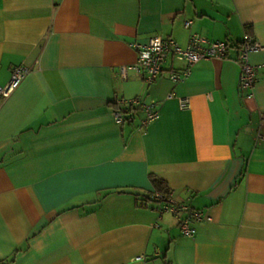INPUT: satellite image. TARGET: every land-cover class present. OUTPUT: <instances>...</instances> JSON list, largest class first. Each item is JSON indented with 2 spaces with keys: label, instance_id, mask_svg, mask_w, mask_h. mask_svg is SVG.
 I'll return each instance as SVG.
<instances>
[{
  "label": "crops",
  "instance_id": "obj_1",
  "mask_svg": "<svg viewBox=\"0 0 264 264\" xmlns=\"http://www.w3.org/2000/svg\"><path fill=\"white\" fill-rule=\"evenodd\" d=\"M194 32L228 57L122 75L151 37ZM245 35L264 44V0H0V85L30 70L0 94V264H264V48L241 87ZM136 96L159 117L125 111ZM153 176L211 216L195 236L160 214Z\"/></svg>",
  "mask_w": 264,
  "mask_h": 264
},
{
  "label": "built area",
  "instance_id": "obj_2",
  "mask_svg": "<svg viewBox=\"0 0 264 264\" xmlns=\"http://www.w3.org/2000/svg\"><path fill=\"white\" fill-rule=\"evenodd\" d=\"M192 19L185 20V26H190ZM232 44L225 39H210L207 36L194 32L190 35L186 44H181L172 36L155 35L150 38L149 42L144 45H139V56L135 63L122 65L120 67L122 75H126L129 69L136 68L143 70L146 74L148 82L154 81L162 75L163 63L168 55L186 61V66L182 71L172 70L169 77L173 80H183L192 70L194 64L205 58H226ZM264 48V44L254 39L252 36L245 35L243 40L238 44V54L235 60L239 64L240 75L239 83L241 87L252 90L255 85L257 68L250 60V53L255 50ZM29 68L25 65L15 66L11 73L9 82L2 86L0 85V94L7 96L22 79L29 73ZM173 93L170 94L172 96ZM182 107H188L190 101L186 97H180ZM129 105H141L145 110V117L142 119V125L148 124L160 115L156 101L146 102L141 96H136L128 100H121ZM114 115L117 122H125L132 120V114H126L122 109H114ZM157 201V209L162 215L165 212L180 215L179 225L182 232L188 236H195V223L211 216L205 214L203 209L193 206L187 201H181L174 197L173 191L157 190L153 194Z\"/></svg>",
  "mask_w": 264,
  "mask_h": 264
},
{
  "label": "trees",
  "instance_id": "obj_3",
  "mask_svg": "<svg viewBox=\"0 0 264 264\" xmlns=\"http://www.w3.org/2000/svg\"><path fill=\"white\" fill-rule=\"evenodd\" d=\"M113 104L115 105L116 108H118V106H117V102H114ZM130 106H131V107H129L130 109H127V110H125V111L131 110V108L133 109L134 106H133V105H130ZM121 109H122V108H121ZM122 110H124V109H122ZM132 115H133V114H132ZM153 181L155 182V184H157V185L160 186L159 189H162V190L165 189L164 191H167V190H168L162 179L153 176ZM5 263H6V262H5Z\"/></svg>",
  "mask_w": 264,
  "mask_h": 264
}]
</instances>
